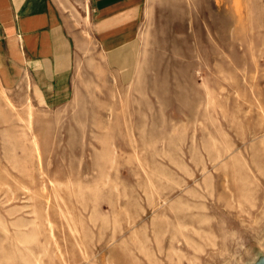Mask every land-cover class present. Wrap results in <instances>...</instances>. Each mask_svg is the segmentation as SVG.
Masks as SVG:
<instances>
[{"label": "rangeland", "instance_id": "374dc122", "mask_svg": "<svg viewBox=\"0 0 264 264\" xmlns=\"http://www.w3.org/2000/svg\"><path fill=\"white\" fill-rule=\"evenodd\" d=\"M134 54L0 88V264H264V0H146Z\"/></svg>", "mask_w": 264, "mask_h": 264}, {"label": "crops", "instance_id": "0c3cea01", "mask_svg": "<svg viewBox=\"0 0 264 264\" xmlns=\"http://www.w3.org/2000/svg\"><path fill=\"white\" fill-rule=\"evenodd\" d=\"M145 3L0 0V88L28 86L46 106L65 104L73 92L75 64L93 47L108 70L128 81Z\"/></svg>", "mask_w": 264, "mask_h": 264}]
</instances>
